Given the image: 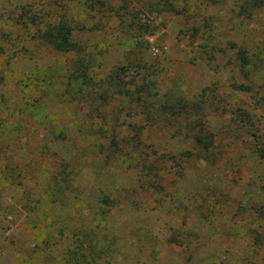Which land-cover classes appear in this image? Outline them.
Segmentation results:
<instances>
[{
	"label": "rangeland",
	"instance_id": "1",
	"mask_svg": "<svg viewBox=\"0 0 264 264\" xmlns=\"http://www.w3.org/2000/svg\"><path fill=\"white\" fill-rule=\"evenodd\" d=\"M81 1L0 0V264H264V239L252 245L254 231L264 237V217L242 209L260 202L263 165L250 137L229 136L231 110L245 106L246 126L264 137V104L230 89L237 73L226 45L245 41L264 58V9L247 19L236 15L234 0L186 17L176 8L145 7L135 15L144 32L135 42L125 15L105 17ZM135 1L110 3L130 8ZM22 4L74 17L93 82L87 91L117 75L199 106L217 157L175 163L189 146L167 116L154 127L143 124L124 94L98 109L123 135L135 123L140 147L163 157L148 181L127 161L108 157L106 132L117 130L109 123L100 130L97 113L88 115L91 99L77 95L82 85L69 73L71 55L35 42L32 24L17 22ZM136 63L145 66L139 73ZM252 78L262 84L264 60Z\"/></svg>",
	"mask_w": 264,
	"mask_h": 264
},
{
	"label": "trees",
	"instance_id": "2",
	"mask_svg": "<svg viewBox=\"0 0 264 264\" xmlns=\"http://www.w3.org/2000/svg\"><path fill=\"white\" fill-rule=\"evenodd\" d=\"M222 0H148L140 1L136 0L135 6L128 7L127 4L119 5L115 7L110 2L111 0H82V4L88 11H93L99 15H106L105 17H121L125 15L127 26L130 33L135 37V42L139 37L143 35V31H139L135 15L143 8H148L150 13H156L161 10L174 11L175 8L184 13L185 17L190 14L199 15L197 12L204 10L208 5L217 4ZM30 5V4H29ZM148 5V6H147ZM200 5V6H199ZM204 6V8H201ZM26 8L25 4L19 6L18 12L15 14L19 16L17 19L22 26H29L32 24L34 30L32 31V39L35 42L51 49L57 53L70 54L71 60L68 64L69 73L76 78L80 86L77 90V95L84 100H90L92 108H89V113H97V117L100 118V130L105 123L113 126L116 132H106L107 139V155L108 157H120L127 161L133 168L137 170V175L142 181H148L154 177L153 169L156 168L157 163L163 157L162 153H158L155 149L143 150L140 147L142 138L139 132V127L134 123L130 131L125 135L119 133V130L115 126L116 119L113 121H107L104 111L98 109V107L104 106L109 98L114 94H124L129 103L138 108L140 111V117L143 120V124L154 127L161 123L162 118L166 119V123L169 128H172L180 139L184 140L188 149L183 151L177 157L175 163L185 162L188 159H202L204 161H212L211 158L217 157L218 152L212 150L213 142L215 139V133L207 130L201 119L202 109L199 106L192 104L189 106L183 100H180L172 95H159L157 90L153 89L154 84L150 85L146 83L129 84L128 81L122 80L121 77L113 75L109 77L106 86L97 91L92 92L87 89L93 86L92 78L88 75L89 60L87 56H83V47L79 44L78 39L74 36V31L77 22L72 15L66 12L54 15L53 10L50 12H42L41 9L33 10L32 8ZM178 7V8H177ZM234 7L236 15L241 18H251L253 14L264 9V0H234ZM54 16V17H50ZM194 22L199 26V21L194 19ZM202 23L206 25V19L202 16ZM200 27V26H199ZM198 27V28H199ZM197 31V28H194ZM143 37V36H142ZM245 41L235 42L234 40H227L226 45L231 51L232 61L237 73V79L229 84L230 89L234 91L242 92L248 95L256 102H262L264 104V80L261 85L254 84V78H252L254 72L260 67L264 58L259 51H252L249 45L245 44ZM136 62V61H135ZM130 64L129 61H126ZM137 67L135 71H139L145 68L144 64L136 63ZM139 69V70H138ZM125 81V82H121ZM132 85V86H131ZM151 86V87H150ZM85 90V91H84ZM167 95V96H165ZM98 101V102H93ZM208 105L214 110H222L219 108L218 102H210ZM197 109H196V107ZM247 107H236L231 110L232 121L230 124V134L232 140L244 139L245 135L250 137L252 151L254 157L260 161L263 165V172L260 182V193L262 197L260 202H250L247 206H243L242 209L252 212V215L256 218L264 217V137L259 132H255L250 127L246 126L249 122V112ZM225 111V110H223ZM105 126V125H104ZM136 129H135V128ZM111 131V128L106 129ZM59 130L53 127L55 134ZM173 158V157H171ZM176 158V157H175ZM240 207V206H239ZM263 235L254 231L252 237V245L259 246L263 242ZM72 262L79 259L77 256H70Z\"/></svg>",
	"mask_w": 264,
	"mask_h": 264
}]
</instances>
